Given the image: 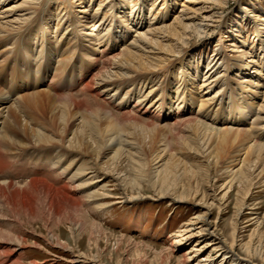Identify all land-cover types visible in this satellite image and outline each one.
I'll list each match as a JSON object with an SVG mask.
<instances>
[{
  "label": "bare ground",
  "instance_id": "obj_1",
  "mask_svg": "<svg viewBox=\"0 0 264 264\" xmlns=\"http://www.w3.org/2000/svg\"><path fill=\"white\" fill-rule=\"evenodd\" d=\"M150 1L141 0L126 13L119 12L131 5L126 0H109L107 12L90 8L87 0H0V175L11 161L28 158L49 163L59 179L58 185L45 176L21 185L0 182V222L8 218L19 228L24 219L42 218L49 231L66 225L77 241L87 230L105 231L88 212L110 201H140L144 188L152 191L153 201L168 198L173 206L196 202L198 190L192 191L191 184L203 176L211 188L264 185V69L259 61L249 56L243 62L245 42L235 49L236 58H228L242 73L236 86L232 83L239 97L228 86L218 90L220 75L213 78V70L188 69L197 60L194 49L208 42L215 28L221 32L220 11L228 0H165L163 21L139 24ZM242 12L261 41L264 20ZM260 45L258 55L264 57ZM219 50L217 60L224 52L222 46ZM155 75L162 81L156 82ZM75 87L76 95H62ZM238 100L246 107L236 105ZM166 110L170 124L163 123ZM111 186L113 193L107 190ZM199 201L205 203L201 215L181 227L166 251L207 237L202 246L196 240L177 264L208 247L224 259L217 261L210 252L196 264H223L229 258L228 264H240L235 224L231 243L219 240L217 227L206 219L214 199L204 194ZM244 204L235 211V221ZM255 215L249 222L260 225ZM16 234L0 229L5 260L0 264L28 247ZM251 242L241 246L247 256L256 255ZM70 254V264H100L99 256Z\"/></svg>",
  "mask_w": 264,
  "mask_h": 264
},
{
  "label": "rangeland",
  "instance_id": "obj_2",
  "mask_svg": "<svg viewBox=\"0 0 264 264\" xmlns=\"http://www.w3.org/2000/svg\"><path fill=\"white\" fill-rule=\"evenodd\" d=\"M89 1L91 0H87L90 8L95 7L96 9L98 7L104 12H107L106 9L109 8V0ZM126 1L131 5L125 6L121 10L119 9V12L128 13L130 12L131 6L137 8L139 7V4H141V0ZM164 3L165 0H152V2H146L148 11L142 17V19H144H141L139 24L147 20L152 21L154 18L155 22L163 21ZM243 9H245L248 16L264 20V0H228L226 8L223 11H220L222 22L224 23L223 27L220 28L221 32L218 33L216 31L217 28H215V33H213L210 40L205 44H200L194 49V57H196L195 60H197L188 66V69L199 68L203 74H206L207 70H210L208 72L209 74L214 71L212 74L217 75H213V78L216 79L220 75V87H218V90H224L226 86H228L231 88L230 93H233L232 91L234 90L236 95L239 94L237 91L240 90H237L235 86L239 82V77L242 76V73L239 74L237 68L233 69L234 66L229 62L228 58L231 59L238 56L239 53H237L236 50L240 49L241 42L247 44L244 51L243 62H246V59L251 56L252 58L254 57L253 60L256 62L259 61L257 63L260 68H258L264 69V57L258 55V52H261L262 45L260 44L261 42L264 43V37H262L261 41H258V36L256 37V29L253 27L251 19H242ZM178 10H180V7L175 8L176 12ZM149 11L150 14H148ZM106 16H109V14L106 13L104 16L105 20L109 18ZM233 44L235 47H232ZM221 46L224 52L217 60L216 53L220 52L219 47ZM113 54H116V52L112 53V55ZM222 58L225 59L223 60ZM216 60L218 65L214 66ZM228 70L230 71L228 72ZM159 77L160 76L157 75L154 77L155 81L158 83L162 81V78ZM224 79H226V81ZM232 83H234L235 86ZM228 84H230V86ZM77 88L78 87H75L68 92L64 91L62 92V95H76L79 93ZM0 89H2L1 85ZM244 96L245 95L242 94V97ZM224 100L226 101V99ZM240 104L241 106L246 107V104L242 100L236 102V105ZM112 110L116 114L120 113L115 109ZM192 111L197 113L195 108H193ZM167 112L169 113L168 110L163 112L164 117H167H165L164 124H170L173 122L170 119L171 115L167 116ZM163 113H161V117L163 116ZM138 115L146 120L148 118V116L140 115V113ZM188 117L192 118L193 116L190 115ZM258 141L259 143H263V140L260 138H258ZM53 172L54 171H52L47 162L40 163L37 161H30L28 158L15 162L11 161L9 170L5 171L3 174L1 173L0 182H13L21 185L30 179H42L45 176V179L49 178V180H53V182L56 180L57 184L56 182L55 184L58 185L59 179L56 176L58 173ZM206 181V177L203 176L198 178L197 185L195 181L191 184L192 191L198 190L197 196L199 198L194 202L195 204L174 203L173 206H170L167 203L169 201L168 198L161 199V201L158 202L153 201L149 198L152 191L147 188L143 189L145 190V195L143 196L144 199L140 201H135L131 204L126 203L125 205L118 203L115 204V201H110L109 205H106L104 209L97 210L96 212H88L90 220L103 226L105 231L101 232L102 234H94L97 230H94L95 232L87 230L82 233L83 236L81 235L77 241H74L75 239L70 234L66 225H62L58 229H52L49 231L44 227L43 220L40 218L36 221H28L27 219H24L22 226L18 228L11 219L5 218L0 222V229L8 233L12 232V234L17 233L16 235H19L20 238L25 240L26 245L28 246L19 250L16 258L14 257L10 259V261L7 260V264H13L14 261L15 264H70L67 261L71 252L81 253L87 259L99 256L100 264H177V259L184 255V253L195 244L197 239L184 241L185 245L183 247H175L173 250H169V252L166 250L171 246L170 242L175 239V235L178 234L181 227L197 214L201 215L202 210L200 205H204L205 203L204 201L201 202L199 200L204 194L207 196V199H214V202L212 203L213 205H211L212 208L206 219L217 227L219 240H224L228 244L231 243V233L235 226V244L237 247L235 248V253L237 257L242 259L240 264H258L264 257V185H254L247 188V190L240 188L239 185H235L234 188L228 190L227 188L221 189L222 185L220 186V184L211 188ZM107 190L110 193L114 192L112 191L114 190L112 186ZM225 192L227 194L223 197ZM243 200L245 204L244 207L241 208V216L235 221V211ZM209 203H211V201ZM84 206L83 208L87 209L86 205ZM256 213H258V217L260 218V225L254 223V221L249 222L257 216L255 215ZM245 226L249 227L246 228ZM90 232H93L92 235H89ZM47 234H49V236ZM129 240L132 243H129ZM206 240H208L207 237L198 239L197 242L199 246H202L203 244H206ZM250 240H252L251 243L253 244V249L256 251V255L247 256L241 246L247 244ZM91 241H93L94 244ZM59 245L66 247L62 248ZM212 249L213 247L203 249L198 254H195V259H190L185 264H196L197 261H202L204 257L209 255ZM211 253L213 258H218L217 261L224 259L219 251ZM2 258H0V260L5 261L3 260L4 258ZM243 259H249V261H243ZM232 260L233 259L229 258L225 260L223 264H228L229 262L232 263Z\"/></svg>",
  "mask_w": 264,
  "mask_h": 264
}]
</instances>
